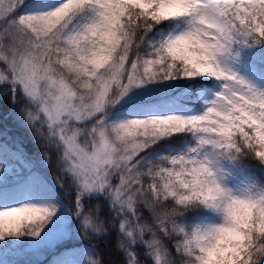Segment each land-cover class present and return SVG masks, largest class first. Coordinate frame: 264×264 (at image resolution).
<instances>
[{
    "label": "snow or ice",
    "instance_id": "6c2138e0",
    "mask_svg": "<svg viewBox=\"0 0 264 264\" xmlns=\"http://www.w3.org/2000/svg\"><path fill=\"white\" fill-rule=\"evenodd\" d=\"M107 242L264 264V0H0V264Z\"/></svg>",
    "mask_w": 264,
    "mask_h": 264
},
{
    "label": "trees",
    "instance_id": "16d2710c",
    "mask_svg": "<svg viewBox=\"0 0 264 264\" xmlns=\"http://www.w3.org/2000/svg\"><path fill=\"white\" fill-rule=\"evenodd\" d=\"M7 110H8V104L7 101H4L3 112L7 113ZM4 127L7 128L8 134L12 137H22V138L25 137V133L23 132V130L17 128L12 119H7L5 121ZM54 163L55 162L53 161V165ZM100 254L103 260L105 261V264H108V262H115L119 259L117 250L113 247V245L110 242L101 244Z\"/></svg>",
    "mask_w": 264,
    "mask_h": 264
},
{
    "label": "rangeland",
    "instance_id": "374dc122",
    "mask_svg": "<svg viewBox=\"0 0 264 264\" xmlns=\"http://www.w3.org/2000/svg\"><path fill=\"white\" fill-rule=\"evenodd\" d=\"M9 259H16V260H20L23 261L24 259H26V257L24 256H10Z\"/></svg>",
    "mask_w": 264,
    "mask_h": 264
}]
</instances>
